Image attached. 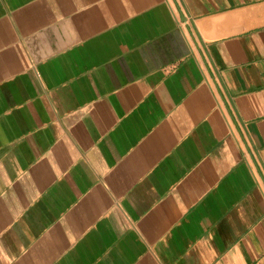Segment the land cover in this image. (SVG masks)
Here are the masks:
<instances>
[{"label":"crops","instance_id":"0c3cea01","mask_svg":"<svg viewBox=\"0 0 264 264\" xmlns=\"http://www.w3.org/2000/svg\"><path fill=\"white\" fill-rule=\"evenodd\" d=\"M0 264H264V0H0Z\"/></svg>","mask_w":264,"mask_h":264}]
</instances>
